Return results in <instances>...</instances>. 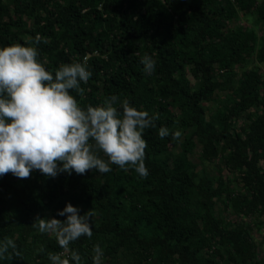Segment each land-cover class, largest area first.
Segmentation results:
<instances>
[{
    "label": "trees",
    "instance_id": "16d2710c",
    "mask_svg": "<svg viewBox=\"0 0 264 264\" xmlns=\"http://www.w3.org/2000/svg\"><path fill=\"white\" fill-rule=\"evenodd\" d=\"M258 28L264 0H0V48L35 46L53 73L86 65L84 96L71 92L82 108L116 95L118 110L128 100L160 117L144 132L147 178L116 165L105 174L0 177V241L20 252L0 264H51L49 253L63 249L32 224L64 221L57 213L69 203L94 213L92 237L69 245L81 264H93L97 244L103 264H264V237L255 235L264 230ZM37 34L48 43L28 44ZM145 54L156 61L151 75ZM160 127L182 136L161 139Z\"/></svg>",
    "mask_w": 264,
    "mask_h": 264
},
{
    "label": "clouds",
    "instance_id": "9594fccd",
    "mask_svg": "<svg viewBox=\"0 0 264 264\" xmlns=\"http://www.w3.org/2000/svg\"><path fill=\"white\" fill-rule=\"evenodd\" d=\"M27 42L38 45L48 40L37 34ZM38 55L35 46L16 43L0 48V177L11 173L27 179L33 170L53 178L73 171L79 175L89 170L105 174L112 170L110 165H116L147 178L148 145L143 137L146 129L156 126L159 115L149 116L128 100H123L118 110L114 106L119 101L116 95L105 98L102 106L82 108L71 92L84 96L81 84H87L92 76L86 65L61 64L53 73L46 70ZM140 63L146 75L154 72L156 61L150 55L145 54ZM158 135L179 140L182 133L160 127ZM57 215L66 219L37 216L32 227L54 236L63 249L49 253L51 264H81V256L69 245L81 237H92L94 213L89 210L79 215V209L69 203ZM64 253L70 255L65 257ZM14 256H20L16 243L9 238L0 241V259ZM102 258L103 249L94 245L93 264H103Z\"/></svg>",
    "mask_w": 264,
    "mask_h": 264
},
{
    "label": "rangeland",
    "instance_id": "374dc122",
    "mask_svg": "<svg viewBox=\"0 0 264 264\" xmlns=\"http://www.w3.org/2000/svg\"><path fill=\"white\" fill-rule=\"evenodd\" d=\"M253 20H254V18H251L249 21H247L245 18H240V21H238V23H240V24H242V23H246L247 25H252V23H253ZM258 32H259V34L260 35H263L264 34V31L263 30H261L260 28H258ZM252 65V64H251ZM255 64H253V66H254ZM260 71H263V69H260ZM218 98V97H217ZM219 99V98H218ZM256 235V238L257 239H262L263 237H264V230L260 233H256L255 234Z\"/></svg>",
    "mask_w": 264,
    "mask_h": 264
}]
</instances>
